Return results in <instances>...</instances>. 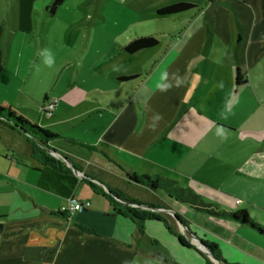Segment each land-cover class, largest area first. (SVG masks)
<instances>
[{
	"label": "crops",
	"instance_id": "crops-1",
	"mask_svg": "<svg viewBox=\"0 0 264 264\" xmlns=\"http://www.w3.org/2000/svg\"><path fill=\"white\" fill-rule=\"evenodd\" d=\"M179 1L195 8L179 15L187 19L167 41L155 71L127 96L125 91L119 93V83L131 82L140 70L117 74L112 83L115 93L95 91L96 96L107 95L106 103L92 110L93 115L97 110L91 118L96 135L72 140L99 152L53 143L47 153L60 162L64 172H58L32 155L26 139H4L18 133L0 125V264H142V258L166 264L162 256L141 252L147 245L144 233L123 215L126 203L110 202L103 194L116 192L124 198L122 189H132L155 195L129 183L127 173L169 178L190 172L203 177L212 157L202 149L213 130H224V139L255 135L264 139V0ZM106 62L110 73L129 70L114 66L110 59ZM6 71L0 63V105L11 107V101L27 96L18 92L12 98L9 85L14 75ZM237 73L240 86H236ZM125 77L132 78L122 80ZM161 84L170 87L161 91ZM156 115L159 120H154ZM197 179L201 190L210 184L207 178ZM216 181L218 189L230 183ZM71 197L89 202L90 207L73 215L60 213ZM166 197L170 209L178 205ZM211 219L239 242L226 244L200 230V238L215 246L224 264H264V239L248 228ZM257 221L264 228V219Z\"/></svg>",
	"mask_w": 264,
	"mask_h": 264
},
{
	"label": "rangeland",
	"instance_id": "rangeland-1",
	"mask_svg": "<svg viewBox=\"0 0 264 264\" xmlns=\"http://www.w3.org/2000/svg\"><path fill=\"white\" fill-rule=\"evenodd\" d=\"M51 1L0 0V63L7 73L14 75L9 85L12 98H16L18 92L27 96L11 101V107L35 126L57 136L94 139L96 129L91 125V118L97 110L94 115L92 110L105 104L107 98V95L96 96L95 91L106 93L107 89L115 93L112 83L116 82L117 74H136L140 70V76L135 75L131 82L119 83L120 94L125 91L127 96L133 92L139 81L144 82L158 67L167 41L178 34V28L187 17L157 16L159 7L177 0H65L53 15L48 10ZM138 36H153L159 45L134 56L126 55L122 47ZM44 49L55 58L52 68L43 64L41 52ZM108 59L114 66L129 70L110 73ZM34 65H39L40 71H36ZM45 96L55 98L56 107L61 105L59 110L55 107L52 115H45L41 110ZM0 102L3 101L0 99ZM257 137L224 139L218 130H213L205 138L202 152L212 159H208V168L204 170L207 173L203 177L210 182L205 184L210 189L202 186L201 190L197 178L203 177L190 172L169 179L177 181L183 189L192 190L213 209L220 212L245 210L249 220L258 224L257 220L264 219V139ZM4 139L25 138L12 134ZM220 179L230 183L218 189L214 186H218L216 180ZM188 181H191L189 185ZM122 191L124 198L131 197L136 203L123 201L125 207L135 208L140 216L151 215L165 221L166 226L142 223L143 241L147 245L141 252L162 256L166 264H224L212 258L215 246L200 238L201 231L226 244L239 245L217 220L204 218L179 203L170 209L161 191L152 196L132 189ZM227 199L231 204L225 205ZM147 201L154 208L148 207L151 205ZM151 241L159 245L151 247ZM178 242L192 250L182 248ZM141 261L152 264L148 259Z\"/></svg>",
	"mask_w": 264,
	"mask_h": 264
},
{
	"label": "trees",
	"instance_id": "trees-1",
	"mask_svg": "<svg viewBox=\"0 0 264 264\" xmlns=\"http://www.w3.org/2000/svg\"><path fill=\"white\" fill-rule=\"evenodd\" d=\"M65 0H52L51 5L48 8L49 13L53 15L57 8L63 4ZM195 6L189 2L179 1L173 4H169L163 7H160L156 10V14L159 17H175L183 13H186ZM159 41L153 36H138L131 41H129L123 48V51L126 54L134 55L139 52H144L155 48L158 45ZM132 78V77H131ZM131 78H123L122 80H129ZM243 82L240 78L239 73L236 75V86L242 85ZM46 102V97H44L42 102V108ZM41 108V109H42ZM0 125H3L18 134L22 135L30 145L32 155L37 158L43 165L49 166L52 169L58 172H64L60 162L53 159L48 155L49 145L56 142H65L72 146H75L79 149L86 150L88 152H99L96 147L89 144L72 140V139H63L60 136L52 134L51 132L43 129L41 126H35L31 121L26 117L18 113L11 107H4L0 105ZM104 157L107 155L101 152ZM120 169L126 171L124 168L119 167ZM127 180L129 183L139 185L150 191H161L166 194L173 201L191 209L203 215H206L210 218H216L224 220L228 223H233L237 227L248 228L256 237L264 239V228L255 224L252 220H249L245 210H240L237 212H220L215 209L210 204H205L198 195H196L190 189H183L179 187L177 181L154 175L153 177L146 175H137L135 173H127ZM94 190L95 187L91 186ZM110 202L127 201L132 204H136L132 201H129L121 196L120 193L109 192L103 194ZM123 215L126 218H129L133 221L140 229H142V223L145 221L161 222L165 225V221L158 219L156 217L150 216H140L137 213V210L130 207H123ZM166 226V225H165ZM169 231V229L166 227ZM181 243V242H180ZM182 244V243H181ZM213 253V256L221 260V256L218 251Z\"/></svg>",
	"mask_w": 264,
	"mask_h": 264
},
{
	"label": "built area",
	"instance_id": "built-area-1",
	"mask_svg": "<svg viewBox=\"0 0 264 264\" xmlns=\"http://www.w3.org/2000/svg\"><path fill=\"white\" fill-rule=\"evenodd\" d=\"M58 101L56 99L46 100L43 108L41 109L45 115H52ZM239 204V201L236 202ZM90 207V203L87 201H79L73 197L69 198L67 202L59 208V212L62 214L73 215L78 212L87 210Z\"/></svg>",
	"mask_w": 264,
	"mask_h": 264
},
{
	"label": "clouds",
	"instance_id": "clouds-1",
	"mask_svg": "<svg viewBox=\"0 0 264 264\" xmlns=\"http://www.w3.org/2000/svg\"><path fill=\"white\" fill-rule=\"evenodd\" d=\"M41 56H42V58H43V64H44L46 67H48V68H52V67L54 66V64H55V58H54V56L51 54V52H50L48 49H44V50H42V52H41ZM34 67H35V70H36V71H40V67H39V65H34ZM166 76H167V73H165V77H166ZM177 79L179 80L178 77H177ZM177 86H179V84H177ZM158 87H160L161 91H166V90L170 87V85H168V84H161V85H158ZM159 119H160V116H159V115H156V116L154 117V120H159ZM218 133H219L220 135H223L224 130L219 129V130H218Z\"/></svg>",
	"mask_w": 264,
	"mask_h": 264
},
{
	"label": "water",
	"instance_id": "water-1",
	"mask_svg": "<svg viewBox=\"0 0 264 264\" xmlns=\"http://www.w3.org/2000/svg\"><path fill=\"white\" fill-rule=\"evenodd\" d=\"M2 229H3V224L2 223H0V234H1V232H2ZM209 255H211V254H209ZM212 256V258H214V256L213 255H211ZM214 261H217V260H214Z\"/></svg>",
	"mask_w": 264,
	"mask_h": 264
}]
</instances>
